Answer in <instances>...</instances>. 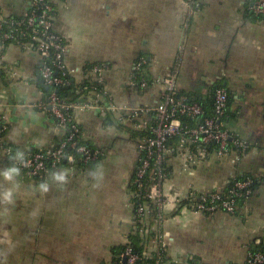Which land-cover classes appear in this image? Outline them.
I'll return each mask as SVG.
<instances>
[{
	"label": "crops",
	"instance_id": "crops-1",
	"mask_svg": "<svg viewBox=\"0 0 264 264\" xmlns=\"http://www.w3.org/2000/svg\"><path fill=\"white\" fill-rule=\"evenodd\" d=\"M50 1L69 82L81 93L74 102L98 104L73 117L100 156L37 177L0 158V264H113L124 261L140 232L145 260L163 251V264H245L252 246H264V16L251 12V0H193L194 12L186 0ZM30 8L31 0H0V21ZM140 59L147 88L130 84ZM40 64L32 46L0 42L2 140L19 154L63 139L39 108L46 98ZM94 66L106 68L102 87ZM173 67L179 91L194 98H209L217 85L227 89L225 126L248 151L236 160L213 153L191 169L170 156L165 195L224 192L242 176L258 182L236 214L179 211L171 201L162 220L141 225L131 200L141 135L133 123L155 117L140 109L159 104L162 78Z\"/></svg>",
	"mask_w": 264,
	"mask_h": 264
},
{
	"label": "built area",
	"instance_id": "built-area-1",
	"mask_svg": "<svg viewBox=\"0 0 264 264\" xmlns=\"http://www.w3.org/2000/svg\"><path fill=\"white\" fill-rule=\"evenodd\" d=\"M194 12L193 0H186ZM251 12L256 16H264V0H251ZM56 12L50 0H31L30 11L22 18L0 21V42H16L19 38L26 40L16 42L30 45L41 60L39 77L49 87L68 84V73L65 67L64 55L66 44L63 37L54 30ZM146 65L145 59H140L134 66V76L130 84L147 88L149 81L141 76ZM104 66H94L91 71L97 75L98 84L105 85ZM60 75H57V72ZM140 75V76H139ZM138 76V77H137ZM179 69L173 67L162 78V97L154 108H143L141 112H154V118L143 117L133 123V130L140 132L138 138L139 164L132 179L131 200L136 210L137 222L143 225L144 220L153 217L162 220L164 209L171 201L179 211H197L204 214L225 212L235 214L239 209V199L252 194L251 179L233 180L227 192L198 193L188 191L182 197L169 199L164 193V185L170 177L168 158L177 155L186 168H194L208 159L211 154L208 146L215 144L214 154L219 157L231 155L235 160L248 151V146L236 138L225 126L229 94L226 88L218 86L213 90L214 114L204 116L203 107L189 101L187 95L180 94L178 86ZM94 90H97L94 89ZM97 92V91H96ZM99 94V92H97ZM97 102L79 104L64 103L52 90L50 95L39 104V108L48 112L55 120L57 127L63 132V139L56 146L36 149L19 154L3 141H0V158L7 159L12 168L23 171L30 176H41L51 168L60 166L63 162L71 166L76 163L89 165L99 159V152L82 144L83 133L74 120V110H91ZM118 107L112 106L115 111ZM182 117L192 119L188 124ZM3 127L0 123V135ZM177 138L175 146L169 145V140ZM187 142L189 144L187 145ZM69 150L80 154L75 158ZM123 257L126 262L118 260L113 264H139L142 256L128 245ZM157 262L163 264L162 255L156 254ZM245 264H264V253L249 251Z\"/></svg>",
	"mask_w": 264,
	"mask_h": 264
},
{
	"label": "trees",
	"instance_id": "trees-1",
	"mask_svg": "<svg viewBox=\"0 0 264 264\" xmlns=\"http://www.w3.org/2000/svg\"><path fill=\"white\" fill-rule=\"evenodd\" d=\"M261 17H263V16H261ZM23 40H26V39L25 38H19L16 42H20V41H23ZM57 75H60V72L59 71L57 72ZM66 80L69 82V80H70L69 77H66ZM43 86H44V89L46 90V98L50 95V93L53 90L58 95V97L61 99V101L64 102V103H69V102L77 101L79 99V96L81 95V93H79L77 91V89L70 84V82H69V84H63V85H60V86H57V87H53V88H49L45 84ZM218 86H222V85L214 86L212 88L211 92H210V97L207 98V99L194 98V95L193 94H186V93H183V92H180V94L187 95L188 98H189V101L196 102V103L200 104L203 107L204 116L205 117L206 116L208 117V116H212L214 114V111H213L214 110L213 90L215 88H217ZM82 89H85V87H83ZM228 94H229V103H228V109H229V104H230L231 96H230V93L229 92H228ZM227 116H228V110H227ZM227 116H226V118H227ZM226 118H225L224 122L226 121ZM182 120H184V122H186L188 124H191V123L193 124V122H194L192 119L187 118V117H182ZM79 128H80V130L82 132V129H81L80 126H79ZM2 135H3V133L0 135V141H3L2 140ZM177 141H178L177 138H173V139H170L169 140V143L168 144L169 145H172V146H175L177 144ZM81 143L84 144V145H86L87 147L93 149L89 145L88 142L84 141V139L81 141ZM188 144H189V142H187V145ZM216 147L217 146L215 144H211L210 146H208L209 152L210 153H214V151L217 149ZM69 152L71 154H73L76 159H78L80 157V154L77 153L75 150H69ZM94 163H96V162H92L89 165L94 164ZM62 164H67V162H63ZM76 164H80V163H76ZM82 165H84V164H82ZM167 169L170 172L169 168H167ZM245 178L251 179L253 181V185L251 186L252 194H253V192H254V190L256 188L257 182H258L257 180H254L250 176L236 177L233 180H235V179H237V180H243ZM233 180H232V182H233ZM231 183L229 184L228 188L224 192H227L229 190V188L231 187ZM252 194L250 196H252ZM250 196H248V197H250ZM248 197L240 198L239 199V202H238L239 206ZM237 211L238 210H236V212ZM141 244H142V239H141V232H140L138 234H135L131 238V241H130V246L134 249V251L136 253H138L139 255L142 256V259L139 262V264H150V263H152V264H160V263L157 262L156 257L152 258V260H150V261L144 259L143 249H142ZM250 252H252V253H258V252L264 253V246H262V245L261 246H252L251 249H250ZM160 254L162 255V260L161 261L163 262V257H164L163 256V251H161Z\"/></svg>",
	"mask_w": 264,
	"mask_h": 264
},
{
	"label": "water",
	"instance_id": "water-1",
	"mask_svg": "<svg viewBox=\"0 0 264 264\" xmlns=\"http://www.w3.org/2000/svg\"><path fill=\"white\" fill-rule=\"evenodd\" d=\"M126 262V258H124V263Z\"/></svg>",
	"mask_w": 264,
	"mask_h": 264
}]
</instances>
